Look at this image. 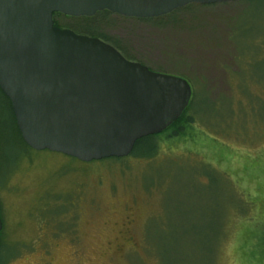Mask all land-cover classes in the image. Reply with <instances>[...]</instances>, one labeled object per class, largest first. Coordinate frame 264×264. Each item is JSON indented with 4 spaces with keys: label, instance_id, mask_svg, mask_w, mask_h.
<instances>
[{
    "label": "rangeland",
    "instance_id": "obj_1",
    "mask_svg": "<svg viewBox=\"0 0 264 264\" xmlns=\"http://www.w3.org/2000/svg\"><path fill=\"white\" fill-rule=\"evenodd\" d=\"M104 28L127 60L189 81L195 123L153 160L85 164L24 147L0 97V264H264V3Z\"/></svg>",
    "mask_w": 264,
    "mask_h": 264
},
{
    "label": "water",
    "instance_id": "obj_2",
    "mask_svg": "<svg viewBox=\"0 0 264 264\" xmlns=\"http://www.w3.org/2000/svg\"><path fill=\"white\" fill-rule=\"evenodd\" d=\"M247 0H0V89L25 144L82 163L125 159L185 113L184 78L127 60L101 39L55 25L54 15L91 18L108 11L162 18L190 5ZM3 221L0 213V237Z\"/></svg>",
    "mask_w": 264,
    "mask_h": 264
},
{
    "label": "trees",
    "instance_id": "obj_3",
    "mask_svg": "<svg viewBox=\"0 0 264 264\" xmlns=\"http://www.w3.org/2000/svg\"><path fill=\"white\" fill-rule=\"evenodd\" d=\"M264 3V0H247L245 2H241V3H235V4H245L247 3V5L250 4H255V3ZM233 4H222V6H231V5H235ZM217 6H221V5H212V6H201V5H190L184 9L178 10V12H182V11H188V10H192V9H199V8H211V7H217ZM177 12V11H176ZM175 13V12H174ZM56 16H63L61 14H55L54 17ZM66 17V16H64ZM112 17H118V18H122L121 16L119 17L118 15H114L108 11H103L100 13H97L94 17L91 18H87V17H83V18H79L78 21H80L82 24L81 25H74L71 26L72 31H74L77 34L80 35H85V36H89V37H94V38H98L103 40L104 42L112 45L114 48H116L117 50L119 49L121 52L126 51L125 49L120 48V46H118V42H116L115 40H113L112 38H110L106 33H105V22L109 21V18ZM125 17H123L124 19ZM129 19H135V18H129ZM128 18H125V20H129ZM55 20V18H54ZM135 20H140V21H145L143 19H135ZM151 20V19H149ZM55 25L57 27H61L58 25V23L55 20ZM79 31V32H76ZM118 50V51H119ZM124 50V51H123ZM0 97L8 104V106L11 109V117H12V122H13V128L15 129V132L17 133L19 140L21 142V144L26 147L29 148L25 142L23 141L21 134L19 132V129L17 127V123L15 120V116L14 113L12 111V106L11 103L9 101V99L6 97V95L3 93V91L0 89ZM194 100H191L190 106L188 107V109L185 111V113L182 115V117L171 127L169 128L167 131L171 130V136L170 137H182L186 135V132L192 127V125L195 123V118L193 116V111H194ZM166 131V132H167ZM166 132L162 133L161 135H157V136H151L148 138H144L142 140H140L136 146L135 149L132 153L131 156L135 157V158H146L148 160H153L160 152L161 150V137L163 134H165ZM145 146V148H149L146 149L148 150V152H140V149ZM143 148V149H145ZM31 149V148H29ZM32 150V149H31ZM142 151V150H141ZM127 158L125 159H108V160H103L100 161L98 163H105V164H111V163H120L121 166L123 168H128V163H127ZM92 163H96V162H92ZM85 164H91V163H85ZM262 174H264V171H262ZM4 241H3V234L1 233V237H0V257L2 255V252L4 251Z\"/></svg>",
    "mask_w": 264,
    "mask_h": 264
}]
</instances>
